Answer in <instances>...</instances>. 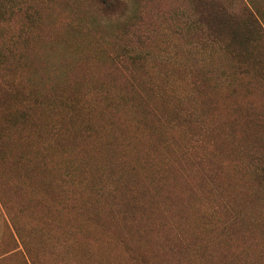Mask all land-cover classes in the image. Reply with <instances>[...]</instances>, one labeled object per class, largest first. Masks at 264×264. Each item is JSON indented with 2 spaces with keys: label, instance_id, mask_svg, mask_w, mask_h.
Returning <instances> with one entry per match:
<instances>
[{
  "label": "rangeland",
  "instance_id": "374dc122",
  "mask_svg": "<svg viewBox=\"0 0 264 264\" xmlns=\"http://www.w3.org/2000/svg\"><path fill=\"white\" fill-rule=\"evenodd\" d=\"M263 164L264 0H0V264H264Z\"/></svg>",
  "mask_w": 264,
  "mask_h": 264
},
{
  "label": "trees",
  "instance_id": "16d2710c",
  "mask_svg": "<svg viewBox=\"0 0 264 264\" xmlns=\"http://www.w3.org/2000/svg\"><path fill=\"white\" fill-rule=\"evenodd\" d=\"M210 11H213V8L210 7ZM211 17L212 20H214L210 22L213 25H209V29L212 34H216L218 36L226 35L229 39V44L235 47V51H246L245 46L250 41L251 34L256 33L254 30L257 29L256 21L251 16V14L245 12L242 17L245 19L246 22V27L242 29V31L244 32H239L237 30L239 28L235 27L232 24V21H235L236 18L223 5H216L214 14H212ZM247 22L249 25L247 24ZM261 171L264 174V164L261 168ZM257 176L259 178H264L260 174H257Z\"/></svg>",
  "mask_w": 264,
  "mask_h": 264
}]
</instances>
